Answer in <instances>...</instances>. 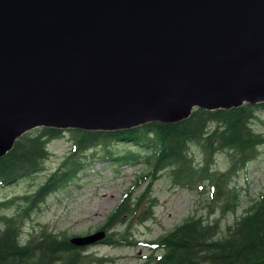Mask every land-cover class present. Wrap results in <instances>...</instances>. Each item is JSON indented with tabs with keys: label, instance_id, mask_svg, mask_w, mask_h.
<instances>
[{
	"label": "water",
	"instance_id": "obj_1",
	"mask_svg": "<svg viewBox=\"0 0 264 264\" xmlns=\"http://www.w3.org/2000/svg\"><path fill=\"white\" fill-rule=\"evenodd\" d=\"M244 104H264V0H0V158L38 128L131 130Z\"/></svg>",
	"mask_w": 264,
	"mask_h": 264
},
{
	"label": "trees",
	"instance_id": "obj_2",
	"mask_svg": "<svg viewBox=\"0 0 264 264\" xmlns=\"http://www.w3.org/2000/svg\"><path fill=\"white\" fill-rule=\"evenodd\" d=\"M264 104H244L231 110H194L189 118L165 125L148 123L131 130L86 132L68 130L69 153L52 169L33 194L20 198L26 205L15 215L0 214V264H108L110 258L87 253L86 248L69 244L66 233L54 234L41 227L23 238L22 223L29 212L46 197L77 179L89 160L114 162L117 167L143 164L146 171L137 176L100 230L107 233L100 245L137 246L130 230L133 225L152 218L155 201L147 196L151 184L163 171H169L174 185L190 190L207 189L209 214L206 218L188 217L172 230L147 242L149 254L142 264H264V192L247 203L239 217L222 228L221 218L234 215L239 207V192L230 186L232 178L244 170L264 147V135L253 125L264 122L260 112ZM63 131L38 128L15 141L0 158V186L45 171L50 153L47 145ZM117 147L123 151L118 152ZM129 147V148H128ZM89 152L87 155L85 153ZM199 155V167L193 156ZM217 155L227 163L223 172L210 171ZM84 156V157H83ZM264 167V158H263ZM149 189V188H148ZM16 199L0 201V212Z\"/></svg>",
	"mask_w": 264,
	"mask_h": 264
},
{
	"label": "rangeland",
	"instance_id": "obj_3",
	"mask_svg": "<svg viewBox=\"0 0 264 264\" xmlns=\"http://www.w3.org/2000/svg\"><path fill=\"white\" fill-rule=\"evenodd\" d=\"M259 116L264 122V110ZM253 127L256 132L264 135L263 125L256 123ZM71 143L68 131H63L59 138L47 145L50 157L44 172L0 186V201L16 199L9 209L1 211L0 214L13 216L24 207L26 202L20 198L35 192L52 169L56 168L69 153ZM116 150L122 152L123 148L117 147ZM263 158L264 147H261L258 149L257 158L232 178L230 186H234L239 192V207L236 214H227L221 218L222 228L224 225H230L235 216L239 217L242 214L249 201L264 192ZM193 160L196 167H199L201 157L193 156ZM226 169L224 157L217 155L210 171L223 172ZM145 171L146 167L143 164L117 167L111 161L90 159L76 180L66 188L48 195L44 202L37 204L29 212L28 218L22 223L23 238L36 233L41 227L51 233H66L68 236H86L100 230L135 178ZM150 181L148 180L137 192L144 190L147 185V196L155 201L152 218L145 223L133 225L130 230L132 238L140 244L117 248L98 244L87 247V253L110 258L111 262L108 264H142L143 259L149 254L147 242L172 230L188 217L202 216L211 221L218 216V212H215V215L209 214L207 189L200 192L198 189L190 190L174 185L168 170L161 172L151 184ZM122 230L123 227H116L108 233Z\"/></svg>",
	"mask_w": 264,
	"mask_h": 264
}]
</instances>
